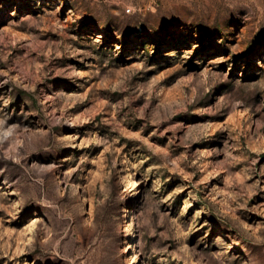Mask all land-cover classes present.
Returning <instances> with one entry per match:
<instances>
[{
  "label": "rangeland",
  "instance_id": "obj_1",
  "mask_svg": "<svg viewBox=\"0 0 264 264\" xmlns=\"http://www.w3.org/2000/svg\"><path fill=\"white\" fill-rule=\"evenodd\" d=\"M0 264H264V0H0Z\"/></svg>",
  "mask_w": 264,
  "mask_h": 264
}]
</instances>
